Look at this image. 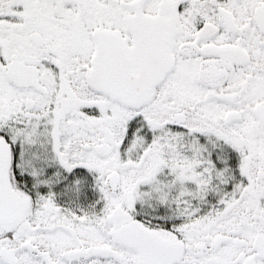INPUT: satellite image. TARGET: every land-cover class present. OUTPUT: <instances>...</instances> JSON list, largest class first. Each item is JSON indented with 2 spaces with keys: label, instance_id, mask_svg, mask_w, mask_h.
I'll return each instance as SVG.
<instances>
[{
  "label": "snow or ice",
  "instance_id": "1",
  "mask_svg": "<svg viewBox=\"0 0 264 264\" xmlns=\"http://www.w3.org/2000/svg\"><path fill=\"white\" fill-rule=\"evenodd\" d=\"M0 264H264V0H0Z\"/></svg>",
  "mask_w": 264,
  "mask_h": 264
}]
</instances>
